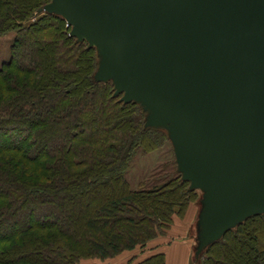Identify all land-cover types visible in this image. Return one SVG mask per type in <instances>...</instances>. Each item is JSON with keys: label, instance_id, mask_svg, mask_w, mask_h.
<instances>
[{"label": "trees", "instance_id": "1", "mask_svg": "<svg viewBox=\"0 0 264 264\" xmlns=\"http://www.w3.org/2000/svg\"><path fill=\"white\" fill-rule=\"evenodd\" d=\"M51 0H0V264H79L145 251L198 193L182 180L167 132L146 127L138 102L96 82V49L70 36ZM169 146L172 173L149 189L125 175L137 150ZM258 227V230L255 228ZM125 264H166L165 255ZM197 264H264V214L205 248Z\"/></svg>", "mask_w": 264, "mask_h": 264}, {"label": "water", "instance_id": "2", "mask_svg": "<svg viewBox=\"0 0 264 264\" xmlns=\"http://www.w3.org/2000/svg\"><path fill=\"white\" fill-rule=\"evenodd\" d=\"M96 49V82L138 102L202 194L196 260L264 214V0H51Z\"/></svg>", "mask_w": 264, "mask_h": 264}, {"label": "rangeland", "instance_id": "3", "mask_svg": "<svg viewBox=\"0 0 264 264\" xmlns=\"http://www.w3.org/2000/svg\"><path fill=\"white\" fill-rule=\"evenodd\" d=\"M15 32L9 31L5 35L0 37V64L3 62H6L9 59V51H10V45L14 39ZM1 66V65H0ZM173 171V165H172V156L169 146H164L161 149H158L156 151H153L148 154H144L141 152V150H137L133 156L131 165L129 169L127 170V173L125 175L129 185L131 188L135 189L139 185V183L144 182L145 187L144 189H149L154 184H158V179H161L165 175L171 174ZM198 193V199L196 200V218L195 220L189 225L188 234H187V242H189V259L188 264H197L196 262V242H197V227H198V212L201 208V200H202V194L200 191L197 190ZM255 230H258V227L255 228ZM145 251H143L144 256L151 253L149 252L148 248H144ZM142 252H137V255H142ZM125 254V255H124ZM120 258L114 260L109 259L106 261H101L99 259H83L79 262V264H125L127 262L128 254L124 253ZM121 255V254H120Z\"/></svg>", "mask_w": 264, "mask_h": 264}, {"label": "crops", "instance_id": "4", "mask_svg": "<svg viewBox=\"0 0 264 264\" xmlns=\"http://www.w3.org/2000/svg\"><path fill=\"white\" fill-rule=\"evenodd\" d=\"M196 212V204H193L189 206L185 216L182 219L174 217L173 224H171L172 226L167 231L166 235L163 237H158L155 240L151 241L146 247L149 249L148 251L163 253L165 255L166 264H188L190 250L189 242H187L186 237L188 234L189 225L196 218ZM137 252L138 251L124 252L129 256L126 260L130 259L133 256H138ZM122 254L117 257L115 256L114 260L120 258ZM143 257L144 253L143 256H139L138 259H141Z\"/></svg>", "mask_w": 264, "mask_h": 264}]
</instances>
